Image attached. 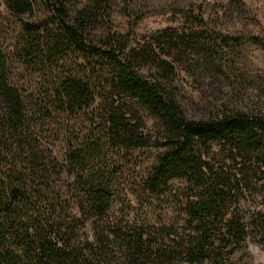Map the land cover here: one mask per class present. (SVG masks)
I'll return each instance as SVG.
<instances>
[{"label":"trees","instance_id":"trees-1","mask_svg":"<svg viewBox=\"0 0 264 264\" xmlns=\"http://www.w3.org/2000/svg\"><path fill=\"white\" fill-rule=\"evenodd\" d=\"M79 1L40 0L46 14L32 24L22 15L34 12V0H6L16 25L13 43L0 42V264H113L112 239L128 264H225L224 251L245 240L247 224L231 215L222 229L215 225L233 192L264 178V115L188 117L165 79L184 44L173 36L116 41L117 33L96 30L110 0ZM15 62L40 76L35 90L14 82ZM145 65L155 69L152 78ZM141 109L160 121L157 133L146 129ZM48 117L62 137V161L42 140ZM151 146L158 151L147 190L159 193L175 179L199 190L187 204L197 235L179 248L144 232L115 230L112 238L100 229L115 194L111 148ZM213 148L218 159L206 160ZM64 203L77 212H62ZM249 221L264 245V212ZM89 222L92 238L80 235Z\"/></svg>","mask_w":264,"mask_h":264},{"label":"rangeland","instance_id":"rangeland-1","mask_svg":"<svg viewBox=\"0 0 264 264\" xmlns=\"http://www.w3.org/2000/svg\"><path fill=\"white\" fill-rule=\"evenodd\" d=\"M34 1V12L22 15L24 21L32 24L46 14L40 0ZM15 21L6 0H0V42L5 46L13 43ZM96 28L100 33H117L120 38L116 41L130 39L135 45L155 36L179 39L185 53L182 51L178 58L175 73L165 79L175 89L188 117H219L234 111L264 115V0H110L106 15ZM12 67L14 82L28 92L35 90L40 76L19 62ZM142 71L152 78L155 69L145 65ZM140 114L147 123L146 129L157 133L160 121L145 110L141 109ZM43 122L42 140L62 161V137L56 132V123L49 117ZM214 148L206 160L218 159ZM157 151L152 146L134 150L111 148L108 164L113 171L115 194L100 229L112 238L115 230L130 235L144 232L179 248L197 235L187 204L196 199L199 190L189 188L182 179L171 181L159 193L147 190L143 180ZM253 186L251 190L233 192L234 197L224 207L222 222L215 225L222 229L231 215L242 217L247 224L245 240L232 253L229 254L230 247L224 251L225 264H264L260 230L249 221L256 211L264 212V178H255ZM71 205L64 203L60 208L62 212H77ZM85 233L93 237L91 222L80 230L81 236H87ZM109 243L113 264H128L120 240ZM170 264L198 263L175 260ZM203 264L213 263L206 259Z\"/></svg>","mask_w":264,"mask_h":264}]
</instances>
